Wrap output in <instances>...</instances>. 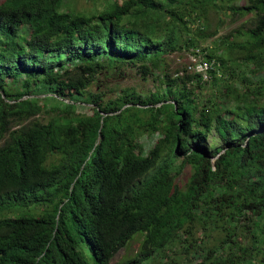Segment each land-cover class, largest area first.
I'll return each mask as SVG.
<instances>
[{"label":"trees","instance_id":"obj_1","mask_svg":"<svg viewBox=\"0 0 264 264\" xmlns=\"http://www.w3.org/2000/svg\"><path fill=\"white\" fill-rule=\"evenodd\" d=\"M6 203L0 264H264V0H0Z\"/></svg>","mask_w":264,"mask_h":264},{"label":"rangeland","instance_id":"obj_2","mask_svg":"<svg viewBox=\"0 0 264 264\" xmlns=\"http://www.w3.org/2000/svg\"><path fill=\"white\" fill-rule=\"evenodd\" d=\"M103 0H71V4L76 8V9H82V8H87L91 9L93 7H99L100 4L102 3ZM241 2H244V0H241ZM249 16H245L236 22L231 21L229 17L225 19V22L222 24L221 28L219 29V34H226L228 31L232 30V28L240 26V25H249L250 22L248 21ZM216 20V15L214 14V21ZM217 34V35H219ZM214 38V37H213ZM208 39L205 42L201 43V46H206L208 44H211V40L213 39ZM202 56L199 55L198 57H194L191 55V53H188L186 50L182 51H176L172 55H170L168 58L171 61L172 65H180L181 63H187L192 64L195 60L201 58ZM124 85H134L139 89L140 91L144 92H149L151 91L150 89L152 88V80H142L139 77H130L125 79L123 82ZM210 92V87L207 86L205 87L203 93L208 94ZM35 207L33 204H28V205H19V204H14V203H6L0 206V218L1 217H16L20 215H28V214H34ZM198 234V233H197ZM220 234L215 235V238L219 237ZM215 240V239H214ZM139 243H140V236L137 235L135 236L125 247H122L121 249L118 250V252L115 254L113 257L114 261L120 260V259H126L135 254V252L139 248Z\"/></svg>","mask_w":264,"mask_h":264},{"label":"built area","instance_id":"obj_3","mask_svg":"<svg viewBox=\"0 0 264 264\" xmlns=\"http://www.w3.org/2000/svg\"><path fill=\"white\" fill-rule=\"evenodd\" d=\"M198 56L199 55L194 57H198ZM188 68L190 70L203 72L205 74L209 69L216 68V65H215V61H207V60H203L202 58H199L195 60L192 64H189Z\"/></svg>","mask_w":264,"mask_h":264}]
</instances>
